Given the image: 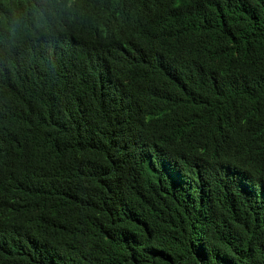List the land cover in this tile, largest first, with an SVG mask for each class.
I'll use <instances>...</instances> for the list:
<instances>
[{"label":"trees","instance_id":"16d2710c","mask_svg":"<svg viewBox=\"0 0 264 264\" xmlns=\"http://www.w3.org/2000/svg\"><path fill=\"white\" fill-rule=\"evenodd\" d=\"M192 19L170 59L187 49L205 69L178 78L132 62L128 32L107 60L73 10L0 52V264H264V194L206 181L264 160V0H204ZM190 105L200 115L179 132L155 120ZM119 113L137 128L169 121L170 136L152 152ZM225 114L230 134L212 125Z\"/></svg>","mask_w":264,"mask_h":264},{"label":"clouds","instance_id":"9594fccd","mask_svg":"<svg viewBox=\"0 0 264 264\" xmlns=\"http://www.w3.org/2000/svg\"><path fill=\"white\" fill-rule=\"evenodd\" d=\"M108 1L110 0H78L77 2L76 0H24L23 4L9 3L0 8V52L18 44L27 36L50 33L58 26L60 18L73 10V13L80 14L81 22L87 26L80 28L78 25L79 35L92 40L107 60L118 58L120 52L116 50V46L120 50L123 49L125 38L119 39L115 36L128 32L133 40L138 38L136 42L131 40L137 44L136 52L131 57L135 60L132 62H145L152 71L158 69L171 78H178L184 68L194 69L198 73L205 69V64L198 63L195 58L189 56L187 49L181 55L178 54L174 59H170V54L184 48V41L191 35L193 29L192 17L196 21V14L204 0H116L117 5L113 10L105 8ZM79 2H85L86 7L77 6ZM220 4L212 2L209 7L216 8ZM106 43L114 47L104 45ZM176 58L180 61L179 65L174 63ZM208 80L213 87L221 90L223 82L218 74L208 76ZM195 91H198V88L192 83L187 93L194 94ZM210 96L196 95L195 99L189 102L193 100L191 105H198L196 100ZM191 105L188 110L180 111V109L175 113L176 115L170 117L156 115L155 120L177 119L179 132L181 126L185 123L193 125L200 115V112ZM199 108L203 110L201 106ZM116 116L117 113H114L111 121ZM228 116L230 114L216 115L217 120L212 125L218 127L222 133H229L228 125L222 122L224 119H231ZM118 121L116 126L126 128L128 133L140 141V146H145L152 152L158 151L160 149L158 145L170 136L163 128L169 121L150 120L137 128L129 117L120 116V113ZM208 131L215 132V129L209 125L206 133ZM219 144L225 145L224 142ZM153 146H156L155 149H151ZM228 165L230 164L222 165L225 171L210 175L206 181L212 182L217 190L224 194L230 193L232 187H240L241 191L251 195L264 194V160H259L250 168L244 167L246 171L237 176H232L233 171L227 168ZM169 171L177 172V166L172 165ZM249 176H251L250 181Z\"/></svg>","mask_w":264,"mask_h":264},{"label":"bare ground","instance_id":"6f19581e","mask_svg":"<svg viewBox=\"0 0 264 264\" xmlns=\"http://www.w3.org/2000/svg\"><path fill=\"white\" fill-rule=\"evenodd\" d=\"M209 31H210V29H209ZM108 75V73H106V76Z\"/></svg>","mask_w":264,"mask_h":264}]
</instances>
